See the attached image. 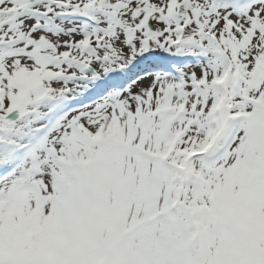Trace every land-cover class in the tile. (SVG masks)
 <instances>
[{
    "label": "snow or ice",
    "instance_id": "snow-or-ice-1",
    "mask_svg": "<svg viewBox=\"0 0 264 264\" xmlns=\"http://www.w3.org/2000/svg\"><path fill=\"white\" fill-rule=\"evenodd\" d=\"M0 264H264V0H0Z\"/></svg>",
    "mask_w": 264,
    "mask_h": 264
}]
</instances>
